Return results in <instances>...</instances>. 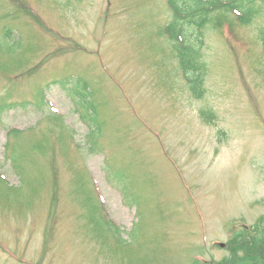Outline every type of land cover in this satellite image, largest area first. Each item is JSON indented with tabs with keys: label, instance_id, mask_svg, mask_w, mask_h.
<instances>
[{
	"label": "rangeland",
	"instance_id": "rangeland-1",
	"mask_svg": "<svg viewBox=\"0 0 264 264\" xmlns=\"http://www.w3.org/2000/svg\"><path fill=\"white\" fill-rule=\"evenodd\" d=\"M241 12H209L194 92L169 0H0V264H219L264 240V0Z\"/></svg>",
	"mask_w": 264,
	"mask_h": 264
},
{
	"label": "trees",
	"instance_id": "trees-1",
	"mask_svg": "<svg viewBox=\"0 0 264 264\" xmlns=\"http://www.w3.org/2000/svg\"><path fill=\"white\" fill-rule=\"evenodd\" d=\"M229 4H224L221 0H169V3L173 9L175 19L167 27V31L170 33V37L177 41V39H183V45L181 48H177L180 57V63L185 76L192 82V90L197 91V81L202 82L205 73V63L201 60L200 48L203 45L202 27L204 22L208 21V13L211 11L210 7H228L238 8L242 10L243 7L255 0H231ZM250 9V8H249ZM205 15V16H204ZM201 16L202 21L197 20L196 17ZM244 23H248L251 19L242 18ZM194 45V46H193ZM196 46V47H195ZM195 74L196 78H192L190 75ZM198 76L201 78L198 80ZM238 249L243 250L244 257L240 259L243 263L235 260ZM232 259L224 261L219 264H264V240L253 238L249 242H238L237 245L232 246ZM253 251H257V255H254ZM247 263H246V262Z\"/></svg>",
	"mask_w": 264,
	"mask_h": 264
}]
</instances>
